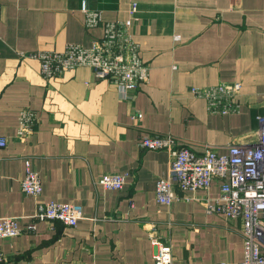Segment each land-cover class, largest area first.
I'll return each mask as SVG.
<instances>
[{
  "label": "crops",
  "instance_id": "crops-1",
  "mask_svg": "<svg viewBox=\"0 0 264 264\" xmlns=\"http://www.w3.org/2000/svg\"><path fill=\"white\" fill-rule=\"evenodd\" d=\"M98 15L88 27V14ZM129 23L148 80L127 101L115 84L87 67L46 80L38 51L90 48L105 24ZM240 83L236 113L210 114L192 89ZM22 112L33 133L17 138ZM140 115L139 120L132 118ZM264 116V0H0V219L34 229L0 240L2 264H154L148 232L171 244L173 264H235L243 259L240 222L206 214L219 195L175 190L170 206L155 200L167 177L165 152L141 151L145 132L169 134L187 148L226 154L258 139ZM26 162L41 194L21 191ZM128 174L122 191L96 182ZM77 204L75 227L33 218L37 205Z\"/></svg>",
  "mask_w": 264,
  "mask_h": 264
},
{
  "label": "built area",
  "instance_id": "built-area-1",
  "mask_svg": "<svg viewBox=\"0 0 264 264\" xmlns=\"http://www.w3.org/2000/svg\"><path fill=\"white\" fill-rule=\"evenodd\" d=\"M97 21V14H88V27L96 26ZM128 25L129 23L121 22L105 24L104 36L87 49L67 45L62 52L38 51L29 57L39 62L40 74L46 80L87 67L96 79H109L115 84L120 99L127 101L139 85L148 80V68L136 55L137 46L128 36ZM240 90V83H232L203 90L192 89L191 94L206 101L210 114L225 116L238 111V105L233 99L239 95ZM132 118L139 120L140 115L136 113ZM36 119L35 114L22 112L17 138L28 139L33 133ZM257 120V141L230 144L223 155L209 148L196 153L169 134L145 132L138 142L141 151L165 152L170 158L167 177L157 178L155 182L154 195L158 204L170 206L176 199L175 190L206 192L214 181H219V195L206 203L205 212L240 222L243 259L235 264H264V116ZM7 144L8 139L0 136V149ZM128 176L104 174L96 184L107 191H122ZM41 190L40 178L31 171L29 162H26L24 178L21 180L22 193L37 197ZM33 218L43 222H60L63 226L72 228L82 218V207L56 202L39 204ZM33 229V225L20 227L17 219L1 218L0 240L16 238ZM148 235L155 248L153 263L173 264L171 244L158 238L154 229ZM3 261L0 251V264Z\"/></svg>",
  "mask_w": 264,
  "mask_h": 264
}]
</instances>
